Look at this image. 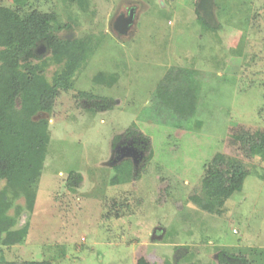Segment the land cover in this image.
<instances>
[{
	"label": "rangeland",
	"instance_id": "obj_1",
	"mask_svg": "<svg viewBox=\"0 0 264 264\" xmlns=\"http://www.w3.org/2000/svg\"><path fill=\"white\" fill-rule=\"evenodd\" d=\"M198 2L27 0L21 14L52 13L58 35L98 45L72 89L60 92L50 115L40 116L48 118L49 140L35 203L29 212L16 198L10 210L21 207L15 229L26 224L27 237L21 245L0 246V258L218 264L217 255L226 252L264 264V0H204L201 8ZM0 7L15 9L13 0H0ZM121 16L131 22L117 31ZM36 54L49 56L42 46ZM59 69L48 64L45 78ZM173 75L198 84L195 113L185 121L153 100L159 82ZM81 92L115 105L88 111ZM131 126L148 139L151 153L138 179L133 176L147 153L137 149L135 163L119 154L134 148L131 140L113 146ZM217 154L238 161L247 176L220 214H209L191 198L202 196L201 179ZM70 172L82 177L76 188L66 187Z\"/></svg>",
	"mask_w": 264,
	"mask_h": 264
},
{
	"label": "trees",
	"instance_id": "obj_2",
	"mask_svg": "<svg viewBox=\"0 0 264 264\" xmlns=\"http://www.w3.org/2000/svg\"><path fill=\"white\" fill-rule=\"evenodd\" d=\"M13 2L15 9L0 7V182H5L0 191L2 247L21 245L27 237L26 224L15 229L21 207H17L12 215L10 210L16 198L24 199L29 212L35 203L36 188L49 140L48 118L40 116L50 115L60 92L72 89L75 75L98 45L97 39L93 42L87 37L77 40L58 35L56 28L59 26L54 14L35 10L21 14L27 0ZM196 14L198 22L207 27L197 11ZM39 46L48 53L47 60L37 56ZM48 64L60 67L50 81L44 75ZM176 76L159 82L153 100L156 105L170 110L177 118L185 121L195 113L198 84L189 76L183 82ZM78 96L88 102V111L112 110L115 105V101L107 97L84 92ZM121 139L131 140L134 148L147 153L138 166V173L133 176V179H138L139 172L151 160L148 139L134 126L126 129L123 136L114 138L113 146ZM128 163L132 167L129 158ZM246 176L247 172L238 161L217 154L201 179L202 196H193L191 200L203 212L220 214L225 202L241 190ZM80 183V174L70 172L67 175L66 187L76 188ZM112 184L117 185L118 181L112 179ZM217 260L218 264H248L244 258L226 252H220ZM0 264L13 263L0 258Z\"/></svg>",
	"mask_w": 264,
	"mask_h": 264
},
{
	"label": "water",
	"instance_id": "obj_3",
	"mask_svg": "<svg viewBox=\"0 0 264 264\" xmlns=\"http://www.w3.org/2000/svg\"><path fill=\"white\" fill-rule=\"evenodd\" d=\"M203 1L204 0H200V3H199V5H198V8H201V5H202V3H203ZM118 20H120V23L118 24ZM117 21H116V23H115V29L117 30V31H121V30H125V28H126V25H128V24H130V22H131V16H129V18H128V21L127 22H124V19H123V17L121 16V17H119V19H118ZM125 152V157L126 156H132V158H133V160H134V162L135 163H137V161H135V158H136V156H137V150L135 149V148H121L120 149V152H119V154L121 155V157H122V155H124L123 153ZM157 232V231H156ZM156 232H154V236H156Z\"/></svg>",
	"mask_w": 264,
	"mask_h": 264
},
{
	"label": "flooded vegetation",
	"instance_id": "obj_4",
	"mask_svg": "<svg viewBox=\"0 0 264 264\" xmlns=\"http://www.w3.org/2000/svg\"><path fill=\"white\" fill-rule=\"evenodd\" d=\"M199 3H200V0H199V2H198V5H199ZM125 21H128V19H125ZM132 146V145H131ZM137 150V149H136Z\"/></svg>",
	"mask_w": 264,
	"mask_h": 264
}]
</instances>
